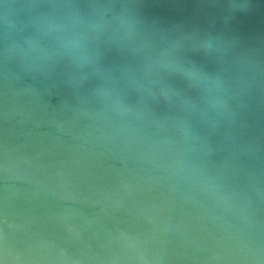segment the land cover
Listing matches in <instances>:
<instances>
[{"label":"water","instance_id":"obj_1","mask_svg":"<svg viewBox=\"0 0 264 264\" xmlns=\"http://www.w3.org/2000/svg\"><path fill=\"white\" fill-rule=\"evenodd\" d=\"M0 264H264V0H0Z\"/></svg>","mask_w":264,"mask_h":264}]
</instances>
